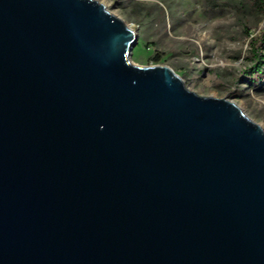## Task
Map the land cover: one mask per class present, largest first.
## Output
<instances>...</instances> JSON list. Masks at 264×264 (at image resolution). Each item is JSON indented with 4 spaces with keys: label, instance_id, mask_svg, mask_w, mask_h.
Wrapping results in <instances>:
<instances>
[{
    "label": "water",
    "instance_id": "95a60500",
    "mask_svg": "<svg viewBox=\"0 0 264 264\" xmlns=\"http://www.w3.org/2000/svg\"><path fill=\"white\" fill-rule=\"evenodd\" d=\"M98 0H0V264H264V128Z\"/></svg>",
    "mask_w": 264,
    "mask_h": 264
},
{
    "label": "rangeland",
    "instance_id": "374dc122",
    "mask_svg": "<svg viewBox=\"0 0 264 264\" xmlns=\"http://www.w3.org/2000/svg\"><path fill=\"white\" fill-rule=\"evenodd\" d=\"M98 1L135 30L136 64L168 65L189 89L229 98L264 128V81L244 74L264 18L247 11V0Z\"/></svg>",
    "mask_w": 264,
    "mask_h": 264
},
{
    "label": "trees",
    "instance_id": "16d2710c",
    "mask_svg": "<svg viewBox=\"0 0 264 264\" xmlns=\"http://www.w3.org/2000/svg\"><path fill=\"white\" fill-rule=\"evenodd\" d=\"M245 7L255 17L264 18V0H247ZM249 46L250 64L244 70V74L250 83L259 84L264 81V28L258 36L251 37Z\"/></svg>",
    "mask_w": 264,
    "mask_h": 264
}]
</instances>
